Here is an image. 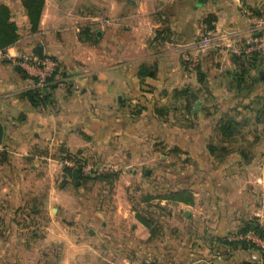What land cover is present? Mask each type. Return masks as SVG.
Masks as SVG:
<instances>
[{"label":"crops","instance_id":"0c3cea01","mask_svg":"<svg viewBox=\"0 0 264 264\" xmlns=\"http://www.w3.org/2000/svg\"><path fill=\"white\" fill-rule=\"evenodd\" d=\"M0 4L18 34L0 49V264H264L239 237L264 229V57L210 48L193 67L181 57L203 28L247 34L264 0H43L36 28L24 0ZM38 45L58 61L43 104L13 63ZM223 93L231 109L250 103L254 130L219 135L228 148L216 150L202 128L219 119L189 107L204 115L201 95ZM74 153L94 174L62 166ZM178 154L189 173L158 171L157 156Z\"/></svg>","mask_w":264,"mask_h":264},{"label":"built area","instance_id":"2783aa9c","mask_svg":"<svg viewBox=\"0 0 264 264\" xmlns=\"http://www.w3.org/2000/svg\"><path fill=\"white\" fill-rule=\"evenodd\" d=\"M248 20L251 26L247 34L234 39L226 38V33L222 31L201 29L189 42L191 49L182 52L183 61L193 67L199 63L201 55L210 48L216 49L221 54L246 56L256 53L264 57V11L250 15ZM13 62L31 78L29 87L36 89L40 95L50 89L49 85L58 72L57 59L44 51L41 55L34 52H19L14 56ZM80 158L82 157L73 154L64 156L61 158V163L74 169L80 168L85 174H94L93 166ZM228 237L233 238V236ZM239 237L260 246L264 251V237L254 230L248 229Z\"/></svg>","mask_w":264,"mask_h":264},{"label":"rangeland","instance_id":"374dc122","mask_svg":"<svg viewBox=\"0 0 264 264\" xmlns=\"http://www.w3.org/2000/svg\"><path fill=\"white\" fill-rule=\"evenodd\" d=\"M29 86H28V88H30ZM201 96H202V98H204V106L206 107V109H205L206 113H204V115L201 114V116H198L196 114H193V111H191L192 109L190 108L189 112H191V113H189V117L193 118V119L194 118L196 119V117L202 118L201 119L202 121H205L207 118L212 117V119L215 122L217 119H219L220 122H218L219 123L218 125H213L214 123H212L211 126L209 125V127H206V128L203 127L202 128V131L204 133H208V135L213 136V140H212L213 142H210V143L215 145L216 150H218L219 148L226 150L228 148V145H227L228 143L216 140V138L219 137V135H227V134L243 135L244 133H247L250 131L253 132L252 129L254 128L253 121H254V116H255V109L253 110L252 107L250 108V107L244 106L246 102H243L244 104L243 103L239 104V107H236L235 109H231L233 105L229 106L230 109H228L229 107L227 105V101L229 100L228 96L233 97L231 94L223 93V94H219V95H209L208 94L205 96H203V95H201ZM218 99L223 101V105H224L223 106L224 108L219 112L216 109V106H214V105H216L215 103H218ZM206 100H208V101H206ZM254 102H258L257 99H255ZM246 104H250V103L247 102ZM251 104H252V102H251ZM257 105H258V103H257ZM253 106H255V105L253 104ZM183 109H184L183 106H182V108H180L179 106H175L174 109L171 110L170 117H172V119L173 118L176 119L177 123H178V120L182 119V117L185 115V111ZM156 112H159L158 113L159 115L157 113L156 114L161 118L163 111H156ZM182 128L185 129L186 132H194L197 129V127H195L193 124L191 126L178 125V127H176V128L172 127L170 132L174 133V134H178V133L183 132ZM156 129H157V134H162V130H164L162 125H158V124H156ZM165 129H166V127H165ZM262 130L264 131V128H262ZM154 144L158 145V144H161V142L156 141ZM222 146H223V148H222ZM236 147H239V146H235V148ZM73 155L80 156L79 154H75V153ZM177 156L178 157L171 158L170 162H164V161H162L161 157L157 156L155 159V165L158 168V171H162L163 165H165V166L170 165L171 168L173 169L172 173L174 174V176L180 177L181 175H186L187 173H189L190 167H193V166L187 165V164H190L191 161L185 157L180 158L179 154ZM80 159L84 162H86V160H87L84 158H80ZM202 161H203L204 165H207L208 162H207L206 158H203ZM89 162H91V161H89ZM89 162H87V163H89ZM89 164H91V163H89ZM64 165L65 164H62V166H64ZM208 165H210V164L208 163ZM68 167H70V166H68ZM71 168H72V170L77 171V169H74L73 167H71ZM78 170L83 173L82 169L79 168ZM161 175H162L161 172L159 174L158 173L155 174V180L158 183H161V181H162ZM145 177H146V175H143L140 177L139 184L142 186L146 185ZM112 178H113V176H110V178H108L106 180V182H110L112 180ZM155 193H156V190H155ZM230 235H232V233L226 235L223 239L231 240L232 238L228 237Z\"/></svg>","mask_w":264,"mask_h":264},{"label":"trees","instance_id":"16d2710c","mask_svg":"<svg viewBox=\"0 0 264 264\" xmlns=\"http://www.w3.org/2000/svg\"><path fill=\"white\" fill-rule=\"evenodd\" d=\"M42 4H43V0H24V5L26 6V8L28 10V15H29L30 21L32 23V28H36V26L38 24V19H39ZM15 29H16L15 24L9 20V8H8V6L5 4H0V49L5 48L7 46V44L13 42L18 37V34L15 31ZM49 88H53L52 83L49 85ZM25 93H26L28 99L33 104H39V103L43 104L45 101H48L49 97H50L49 91H45L42 95H40L39 92L34 88L26 89ZM190 108L191 107H189V109ZM77 171H79V170L77 169ZM141 217H142L141 219L146 223L149 220L145 216H141ZM246 229H249V225L246 227ZM256 232L260 236L264 237V229L263 228L258 227L256 229ZM223 241L229 242V243L233 242L232 240H228V239H223ZM243 242H245L248 245H252L248 241H243Z\"/></svg>","mask_w":264,"mask_h":264},{"label":"water","instance_id":"95a60500","mask_svg":"<svg viewBox=\"0 0 264 264\" xmlns=\"http://www.w3.org/2000/svg\"><path fill=\"white\" fill-rule=\"evenodd\" d=\"M206 0H198V3H204ZM43 52V47L42 45H38L35 49H34V53L37 55H41ZM195 107L198 106V101L195 102ZM2 136H3V125L0 123V141L2 140ZM76 175V173H74ZM53 264V263H50Z\"/></svg>","mask_w":264,"mask_h":264}]
</instances>
